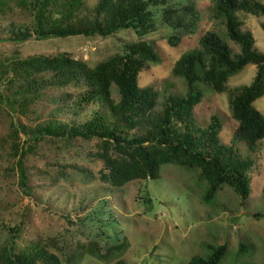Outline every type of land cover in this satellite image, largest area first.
Here are the masks:
<instances>
[{
	"label": "rangeland",
	"instance_id": "374dc122",
	"mask_svg": "<svg viewBox=\"0 0 264 264\" xmlns=\"http://www.w3.org/2000/svg\"><path fill=\"white\" fill-rule=\"evenodd\" d=\"M19 1L0 0V39L10 36L11 24H30L31 17L18 7ZM84 1L90 10L99 0ZM156 1L151 8L155 29L143 37L123 30L107 39H30L20 44L0 40V61L67 54L95 67L123 53L127 45L147 43L155 59L144 65L138 86L157 93L153 113L160 115L169 97L184 98L187 93L184 79L172 74L175 63L182 54L199 49L204 34L222 35L224 27L213 16L212 0ZM256 1L264 5V0ZM177 12L186 15L188 29L170 25L177 21ZM237 17L242 30L254 38L255 49L264 53V18L242 12ZM171 37L178 41L176 45L170 43ZM225 41L231 56L237 55L239 48ZM255 73V66H245L228 80L222 94L208 85H197L201 100L192 109L195 126L205 129L217 118L220 144L233 148L238 124L229 94L249 86ZM79 91L83 89L48 90L46 98L27 115L12 114L0 104V248L7 244L10 230L20 228L16 254L43 248L56 255L59 264H188L192 258L208 256V246L224 244L227 255L219 264H264V140L253 153L245 144L233 142L242 159L253 162L247 172L250 193L245 201L226 184L207 201L209 184L200 169L178 164L162 165L156 180H135L115 189L102 177V171L107 173L103 156L106 152L113 155L114 149L103 140L81 138H45L27 154L23 164L29 193L25 194L19 187L17 158L13 157L14 144L18 139L22 143L24 137L11 135L10 121L34 127L47 119L54 107L51 101L61 104L57 98L67 96L64 115L59 118L71 125L83 124L103 108L93 104L76 110L72 103ZM112 96L118 99L114 88ZM252 106L264 117V97ZM143 132L136 128L129 136ZM146 195L150 205L142 201Z\"/></svg>",
	"mask_w": 264,
	"mask_h": 264
},
{
	"label": "trees",
	"instance_id": "16d2710c",
	"mask_svg": "<svg viewBox=\"0 0 264 264\" xmlns=\"http://www.w3.org/2000/svg\"><path fill=\"white\" fill-rule=\"evenodd\" d=\"M156 3V0H99L88 10L84 0H34L30 3L20 0L18 7L31 17L30 24H11L10 36L0 40L20 44L30 39H107L123 30H132L138 37H143L155 29L151 8ZM212 3L213 16L219 19L224 33L207 32L199 41V49L184 53L178 59L172 74L184 79L187 93L184 98L169 97L160 115L153 113L157 93L138 86V76L144 65L155 59L147 43L127 45L123 53L95 67L67 54L0 61V104L12 114L27 115L46 98L48 90L75 87L83 89L72 103L76 110L93 104L103 108L87 122L71 125L59 118L64 115L63 106L69 101L67 96H61L57 98L61 104L51 101L54 107L47 119L34 127L11 120V135L16 139L20 134L24 137L22 143L18 139L13 149L21 190L29 193L24 158L32 154L43 139L68 141L81 138L103 140L114 149L113 155L106 152L103 156L107 173L102 171V177L115 189L135 180H156L162 165L178 164L200 169L209 184L207 201L224 184L241 200H247L250 193L247 172L252 160L242 159L234 149L235 145L229 148L220 144L221 128L217 118L211 119L209 127L203 129L195 126L191 115L193 107L201 100L197 85H208L217 94H222L230 78L245 66L253 65L256 73L252 83L229 94L232 116L238 124L233 142L245 144L253 153L264 140V117L252 106L264 97V53L255 49L254 38L242 30L243 24L237 17V13L242 12L264 18V5L256 0H212ZM171 13H168L170 17ZM176 14L177 21L170 25L188 29L190 24L185 21L186 15ZM170 17H167L169 22ZM261 28L264 31V23ZM225 39L239 48L234 57ZM169 40L172 45L178 42L175 37ZM113 88L117 100L113 99ZM136 128H142L144 132L129 136ZM142 201L151 204L147 195ZM19 232L20 228L10 230L12 235L0 248L1 264H59L58 257L43 248L16 254ZM208 249V256L192 258L188 264H219L227 255L225 244L208 246Z\"/></svg>",
	"mask_w": 264,
	"mask_h": 264
},
{
	"label": "clouds",
	"instance_id": "9594fccd",
	"mask_svg": "<svg viewBox=\"0 0 264 264\" xmlns=\"http://www.w3.org/2000/svg\"><path fill=\"white\" fill-rule=\"evenodd\" d=\"M232 145L234 146L235 144H233V142H232Z\"/></svg>",
	"mask_w": 264,
	"mask_h": 264
}]
</instances>
